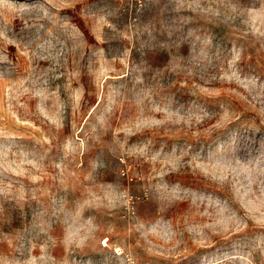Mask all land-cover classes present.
<instances>
[{
    "label": "rangeland",
    "instance_id": "rangeland-1",
    "mask_svg": "<svg viewBox=\"0 0 264 264\" xmlns=\"http://www.w3.org/2000/svg\"><path fill=\"white\" fill-rule=\"evenodd\" d=\"M0 264H264V0H0Z\"/></svg>",
    "mask_w": 264,
    "mask_h": 264
},
{
    "label": "bare ground",
    "instance_id": "bare-ground-1",
    "mask_svg": "<svg viewBox=\"0 0 264 264\" xmlns=\"http://www.w3.org/2000/svg\"><path fill=\"white\" fill-rule=\"evenodd\" d=\"M119 250V249H118Z\"/></svg>",
    "mask_w": 264,
    "mask_h": 264
}]
</instances>
